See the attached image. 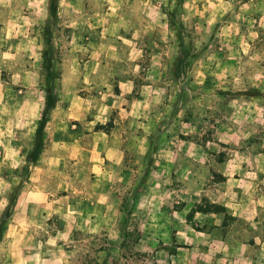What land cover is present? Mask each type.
I'll return each instance as SVG.
<instances>
[{
  "label": "crops",
  "instance_id": "1",
  "mask_svg": "<svg viewBox=\"0 0 264 264\" xmlns=\"http://www.w3.org/2000/svg\"><path fill=\"white\" fill-rule=\"evenodd\" d=\"M263 1L246 3L261 20ZM211 6L217 16L224 1ZM29 28L6 39L8 63L28 57ZM249 46L250 58L262 54ZM257 66L264 78V64ZM102 70L86 72L96 93L56 97L48 142L2 226L3 264H264V151H209L232 136L194 140L196 119H182L181 101L158 102L152 82L131 95L134 76L123 73H114L120 92L112 94L98 80ZM223 70L214 73L220 83ZM16 75L24 87H0V170L23 164L16 142L34 134L44 105L35 81L44 75L27 68Z\"/></svg>",
  "mask_w": 264,
  "mask_h": 264
},
{
  "label": "rangeland",
  "instance_id": "2",
  "mask_svg": "<svg viewBox=\"0 0 264 264\" xmlns=\"http://www.w3.org/2000/svg\"><path fill=\"white\" fill-rule=\"evenodd\" d=\"M223 1L216 16L213 0H55L56 15L52 18L47 9L50 0H0V87H24L16 74L27 68L37 76L44 75V82L40 75L35 81L42 90L46 89L49 81L41 55L46 52L43 29L49 25L53 69L59 74L50 81L56 97L85 99L96 93L86 74L90 70L103 69V77L98 80L109 85L112 94L120 92L119 74L114 73L133 75L131 95L144 93L141 88L152 82L160 88L158 102L169 108L179 101L183 103L182 119H196L195 130L188 134L194 140L228 141L232 136L235 141L209 144V151H264V78L256 74L257 65L264 64V19L258 12H250L246 4L250 0H238L239 7L236 2ZM223 23H228V28L221 29ZM251 26L258 29L252 30ZM28 27L32 39L28 57L8 63L1 51L6 39L22 37ZM180 42L188 57L178 63ZM252 43L256 53H262L257 58H250ZM218 67L224 69L221 83L214 74ZM197 104L199 111L194 106ZM232 115L235 121H229ZM100 126L108 130L110 123ZM21 139L16 143L25 154L23 164L15 166L13 161V166L7 164L0 170V227L31 176L32 163L27 158L34 152V134ZM47 142L44 130V146ZM221 178L214 174L212 180ZM205 207L216 210L207 204ZM4 236L0 235V264L8 255Z\"/></svg>",
  "mask_w": 264,
  "mask_h": 264
},
{
  "label": "trees",
  "instance_id": "3",
  "mask_svg": "<svg viewBox=\"0 0 264 264\" xmlns=\"http://www.w3.org/2000/svg\"><path fill=\"white\" fill-rule=\"evenodd\" d=\"M182 1V0H179ZM49 15L53 18L56 15V5H55V0H50L49 5L47 7ZM43 35L45 38V51L41 55L42 61H43V67L45 70V77L49 81L46 89L44 90L45 95H44V105L41 113V117L37 122V126L34 132V139H35V145L33 147L34 152L32 154L28 155V162L29 163H35L36 160L38 159V156L41 152V150L44 148V143H43V132H44V127L45 124L48 120V114L51 111V109L55 106L56 102V95L54 91L53 85L50 83V81L57 79L59 77V74L54 71L53 69V64H54V58H53V50L54 47L52 45V30L49 28V25L46 26L43 29ZM179 55L177 58L178 63L180 62H185L186 58L188 57L184 43L180 42L179 43ZM96 128H102L101 126H98ZM214 208L217 210V208H220L218 206H214ZM199 210H201V207H198ZM205 211H208L210 209L205 208ZM222 210V208H221ZM5 222V221H4ZM2 223L0 227V234L2 231V226L4 224Z\"/></svg>",
  "mask_w": 264,
  "mask_h": 264
}]
</instances>
